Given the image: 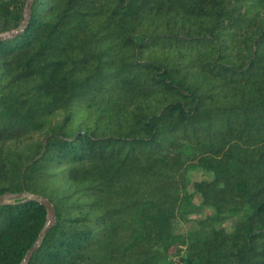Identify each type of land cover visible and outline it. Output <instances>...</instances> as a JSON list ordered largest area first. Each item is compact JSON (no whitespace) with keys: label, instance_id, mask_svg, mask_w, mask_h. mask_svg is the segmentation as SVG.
Returning <instances> with one entry per match:
<instances>
[{"label":"trees","instance_id":"1","mask_svg":"<svg viewBox=\"0 0 264 264\" xmlns=\"http://www.w3.org/2000/svg\"><path fill=\"white\" fill-rule=\"evenodd\" d=\"M28 1L0 0V196L55 217L25 264H264V0H31L21 27ZM47 221L1 205L0 264Z\"/></svg>","mask_w":264,"mask_h":264},{"label":"water","instance_id":"2","mask_svg":"<svg viewBox=\"0 0 264 264\" xmlns=\"http://www.w3.org/2000/svg\"><path fill=\"white\" fill-rule=\"evenodd\" d=\"M30 5H31V0H29L27 2V5H26V8H25V12H24V20L22 21V26H24V23L26 21V18L28 17V14H29V10H30ZM1 39V38H0ZM17 199H25V200H33V201H36L38 202L39 204L43 205L48 213V221L46 223V226L45 228L42 230V232L40 233V236H39V239H38V242L35 246H33L28 252H27V255L23 261L22 264H25L33 251H35L41 244L42 242V239L44 237V233L47 229V227L51 224V222L54 220V217H55V213H54V209L52 207V205L46 201V200H43L41 199L40 197H32V196H29L27 195L26 193L22 192V193H19V194H6V195H3V196H0V206L1 205H4V204H8L10 203L12 200H17Z\"/></svg>","mask_w":264,"mask_h":264},{"label":"rangeland","instance_id":"3","mask_svg":"<svg viewBox=\"0 0 264 264\" xmlns=\"http://www.w3.org/2000/svg\"><path fill=\"white\" fill-rule=\"evenodd\" d=\"M191 179L192 180L208 179V176L204 175V174H201L199 172H193L191 174ZM194 204L196 205V208H195L194 214H192L190 216L191 218H195L197 220H201V219H204L205 217L210 215V212L208 210L200 208L199 200L197 198L194 200ZM238 217L239 216H232V217H229V218H227L225 220L224 226L226 227L227 230H229L232 227V225L238 219ZM187 229H188V227L184 226L183 224H179L177 226V232L185 233L187 231Z\"/></svg>","mask_w":264,"mask_h":264},{"label":"built area","instance_id":"4","mask_svg":"<svg viewBox=\"0 0 264 264\" xmlns=\"http://www.w3.org/2000/svg\"><path fill=\"white\" fill-rule=\"evenodd\" d=\"M174 262H175L176 264H182L181 262H178V260H175V259H174Z\"/></svg>","mask_w":264,"mask_h":264}]
</instances>
